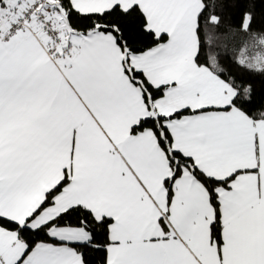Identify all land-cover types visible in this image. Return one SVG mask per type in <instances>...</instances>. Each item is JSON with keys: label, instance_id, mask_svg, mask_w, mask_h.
<instances>
[{"label": "snow or ice", "instance_id": "6c2138e0", "mask_svg": "<svg viewBox=\"0 0 264 264\" xmlns=\"http://www.w3.org/2000/svg\"><path fill=\"white\" fill-rule=\"evenodd\" d=\"M0 264H264V0H0Z\"/></svg>", "mask_w": 264, "mask_h": 264}]
</instances>
